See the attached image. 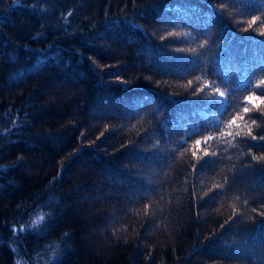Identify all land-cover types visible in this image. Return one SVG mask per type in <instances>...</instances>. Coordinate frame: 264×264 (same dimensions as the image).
<instances>
[{"label": "trees", "instance_id": "1", "mask_svg": "<svg viewBox=\"0 0 264 264\" xmlns=\"http://www.w3.org/2000/svg\"><path fill=\"white\" fill-rule=\"evenodd\" d=\"M262 101L264 0H0V264H264Z\"/></svg>", "mask_w": 264, "mask_h": 264}, {"label": "snow or ice", "instance_id": "2", "mask_svg": "<svg viewBox=\"0 0 264 264\" xmlns=\"http://www.w3.org/2000/svg\"><path fill=\"white\" fill-rule=\"evenodd\" d=\"M255 22H256V21L253 20L252 23H255ZM220 95L223 96L224 94H223V93H220ZM251 99H252L251 97L248 98V100H251ZM262 103H264V101H262ZM244 111H245V112H248L249 109H248V108H245ZM232 123H235V120H233ZM251 139H256V137H255V136H251ZM261 139L264 140V136H262ZM197 143H199V141H197ZM42 219H43V217H40L39 220H37V221H33L32 223H34V224H35V223H39L40 220H42Z\"/></svg>", "mask_w": 264, "mask_h": 264}, {"label": "rangeland", "instance_id": "3", "mask_svg": "<svg viewBox=\"0 0 264 264\" xmlns=\"http://www.w3.org/2000/svg\"><path fill=\"white\" fill-rule=\"evenodd\" d=\"M18 264H21L20 262H18Z\"/></svg>", "mask_w": 264, "mask_h": 264}]
</instances>
